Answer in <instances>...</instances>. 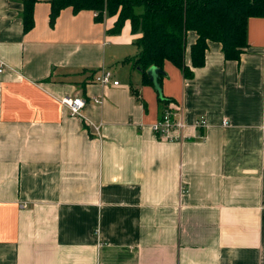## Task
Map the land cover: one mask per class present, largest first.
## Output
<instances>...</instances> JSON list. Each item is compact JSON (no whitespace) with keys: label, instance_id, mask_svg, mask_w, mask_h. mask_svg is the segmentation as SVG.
<instances>
[{"label":"crops","instance_id":"crops-1","mask_svg":"<svg viewBox=\"0 0 264 264\" xmlns=\"http://www.w3.org/2000/svg\"><path fill=\"white\" fill-rule=\"evenodd\" d=\"M22 8L0 0V264H264V17L239 60L208 41L191 78L165 62L160 98L128 22L65 7L51 26L37 0L24 32ZM167 107L207 127L158 139Z\"/></svg>","mask_w":264,"mask_h":264},{"label":"trees","instance_id":"trees-1","mask_svg":"<svg viewBox=\"0 0 264 264\" xmlns=\"http://www.w3.org/2000/svg\"><path fill=\"white\" fill-rule=\"evenodd\" d=\"M37 0H23V31L33 26V5ZM71 7L74 13L91 10L95 21L115 16L111 33H118L128 22L131 33L138 34L134 44L138 53L134 65L147 80V70L163 71L165 62L191 78V69L204 65L208 41L221 44L226 60H239L247 46L246 29L250 17H264V0H50L49 24L59 12ZM197 38L190 45V67L185 64L186 34ZM163 74L159 76V85ZM162 101H166L161 99Z\"/></svg>","mask_w":264,"mask_h":264},{"label":"built area","instance_id":"built-area-1","mask_svg":"<svg viewBox=\"0 0 264 264\" xmlns=\"http://www.w3.org/2000/svg\"><path fill=\"white\" fill-rule=\"evenodd\" d=\"M5 70V65L0 62V73ZM95 82L101 86H118V82L112 80V73L106 70L95 77ZM60 103L65 107L69 114L74 117L82 118V109L85 101L78 97H65L60 100ZM94 103L101 104V100H94ZM227 125V121L223 122V126ZM207 123L203 117L197 118L192 125H188L182 118L179 108L167 107L161 113L160 118L151 126V130L156 138L168 141H183L185 131L188 128L195 130H204ZM94 132H99V127L93 126Z\"/></svg>","mask_w":264,"mask_h":264},{"label":"water","instance_id":"water-1","mask_svg":"<svg viewBox=\"0 0 264 264\" xmlns=\"http://www.w3.org/2000/svg\"><path fill=\"white\" fill-rule=\"evenodd\" d=\"M163 74V72L155 67H151L147 70V75L149 80L152 82L154 89L158 92L161 98V88L159 85V76Z\"/></svg>","mask_w":264,"mask_h":264}]
</instances>
